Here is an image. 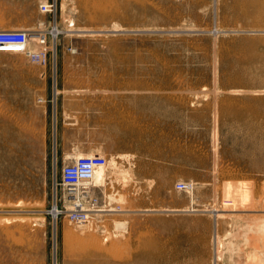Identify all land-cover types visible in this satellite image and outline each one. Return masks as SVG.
<instances>
[{
	"label": "rangeland",
	"instance_id": "rangeland-1",
	"mask_svg": "<svg viewBox=\"0 0 264 264\" xmlns=\"http://www.w3.org/2000/svg\"><path fill=\"white\" fill-rule=\"evenodd\" d=\"M42 1L0 0V30L46 31L49 57L0 52V264H251L264 0ZM95 153L119 207L55 218L63 166Z\"/></svg>",
	"mask_w": 264,
	"mask_h": 264
},
{
	"label": "built area",
	"instance_id": "built-area-1",
	"mask_svg": "<svg viewBox=\"0 0 264 264\" xmlns=\"http://www.w3.org/2000/svg\"><path fill=\"white\" fill-rule=\"evenodd\" d=\"M43 13L57 12L56 0H45L40 3ZM73 26V25H70ZM46 31H39L41 49L31 50L29 47V31L23 29L0 30V52L23 54L32 62L47 66L48 47ZM108 165V158L101 154H83L66 163L61 171L63 194L57 198V218L67 215L75 224L88 222L94 212L99 211L101 202L92 184L96 172ZM191 182H180L177 189H192ZM60 203V204H58Z\"/></svg>",
	"mask_w": 264,
	"mask_h": 264
},
{
	"label": "bare ground",
	"instance_id": "bare-ground-1",
	"mask_svg": "<svg viewBox=\"0 0 264 264\" xmlns=\"http://www.w3.org/2000/svg\"><path fill=\"white\" fill-rule=\"evenodd\" d=\"M62 8V7H61ZM70 19V18H69ZM70 22V21H69ZM52 32V31H51ZM54 32H57V30L55 29V31ZM53 32V33H54ZM82 32V31H81ZM33 33H35V34H33ZM57 33H59V32H57ZM39 31H38V33H37V31L36 32H29V47H30V49L31 50H34L30 45L32 44V42H34V43H36L37 44V42H38V39H40V37H39ZM39 46H41L40 45V41H39V44H37V46H35V48L36 47H39ZM77 157V156H76ZM106 168V167H105ZM105 168H101V169H99L97 172H96V174H95V176L93 177V180H92V184L93 185H95V186H98V185H102L103 183H104V181H105V177H106V172H105ZM51 213L53 214V216L55 217V218H57V215H58V212H57V207H56V205L52 208V210H51ZM260 228H262V230L264 231V224H262V225H260ZM90 229H91V227H90ZM66 232V231H65ZM92 232V231H91ZM215 233V232H214ZM251 234V233H250ZM68 235V233L66 234V236ZM248 235V234H247ZM70 237H71V234L69 235ZM110 236V235H109ZM260 237H261V235H259ZM258 236V237H259ZM76 237V236H75ZM108 237V236H107ZM66 238V237H65ZM69 238V237H68ZM95 239V238H94ZM217 239V238H216ZM250 239V238H249ZM252 239V238H251ZM256 239V238H255ZM82 240V239H81ZM92 240H93V238H92ZM99 240V239H98ZM104 240L106 241V239L104 238ZM254 240V239H253ZM91 241V240H90ZM89 241V242H90ZM104 241V242H105ZM217 241V240H216ZM86 242V241H85ZM247 242H249V241H247ZM215 243V242H214ZM217 243V242H216ZM254 243H257V241L256 242H254ZM253 243V244H254ZM94 244V243H93ZM252 244V245H253ZM255 245V244H254ZM253 245V246H254ZM250 246V245H249ZM220 247V246H219ZM219 247H218V249H219ZM234 247V246H233ZM233 247H232V249H233ZM237 247V246H236ZM258 247V245L255 247V248H257ZM264 247V246H263ZM262 247V248H263ZM241 248V247H240ZM217 249V250H218ZM237 249V248H236ZM258 249V248H257ZM256 249V250H257ZM249 250V249H248ZM232 251H234V249L232 250ZM237 251V250H236ZM219 252H221V251H219ZM218 252V253H219ZM245 254V253H244ZM215 255V254H214ZM219 255V254H218ZM218 255H215L216 257H214L215 258V261L217 260L218 261V259H219V257L220 256H218ZM235 258H237V257H235ZM234 258V259H235ZM247 258H249L250 259V263L251 264H264V252H260L259 253V251H257V252H254V253H251L250 255H248L247 256ZM247 258L245 257V259H244V261H247ZM173 259L174 258H171V257H168V263L169 264H171V262H173ZM221 259V258H220ZM241 259V258H240ZM239 260V259H238ZM238 260H236V261H238ZM230 262V261H229ZM235 262V261H234ZM239 262H242L241 260L239 261ZM243 263V262H242ZM245 263V262H244ZM241 264V263H240ZM247 264V263H246ZM249 264V263H248Z\"/></svg>",
	"mask_w": 264,
	"mask_h": 264
},
{
	"label": "crops",
	"instance_id": "crops-1",
	"mask_svg": "<svg viewBox=\"0 0 264 264\" xmlns=\"http://www.w3.org/2000/svg\"><path fill=\"white\" fill-rule=\"evenodd\" d=\"M97 187V189H96V193L99 195V197H101V202L104 204H107V205H114L115 203L113 202V203H110V200L105 196V192H106V190H102V188L101 187H103V186H101V185H98V186H96ZM157 198L158 199H163L164 198V196L162 195V193L160 192V191H157V193H156V195H155V199L157 200ZM115 206H117V207H119V205H117V204H115Z\"/></svg>",
	"mask_w": 264,
	"mask_h": 264
}]
</instances>
